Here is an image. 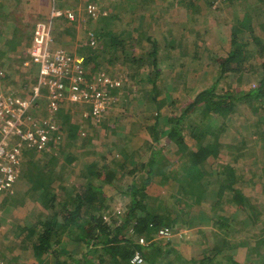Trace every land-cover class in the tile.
I'll return each mask as SVG.
<instances>
[{"label": "rangeland", "instance_id": "374dc122", "mask_svg": "<svg viewBox=\"0 0 264 264\" xmlns=\"http://www.w3.org/2000/svg\"><path fill=\"white\" fill-rule=\"evenodd\" d=\"M139 1L128 5L126 0H92L98 7L95 18L82 9L78 13L81 14L79 19L72 24L65 18L52 22L54 48L86 56L84 50L89 47L99 52L101 58H106H102L98 69L123 78V81L119 93L112 94L113 101L108 103L100 124L92 119L84 120L82 114L86 106L68 105L55 116L63 134L59 142H50L45 148L29 145L23 148L18 179L10 190L0 192V251L6 264H39L33 242L27 237L28 229L40 215L50 211L44 209L37 196L31 193L32 182L26 175L30 166L37 163L49 168L53 166L60 174L54 188L64 192V195L59 193L63 197L80 189L90 165L96 164L100 170L104 166L114 169L117 180L113 186L102 185L109 198L102 215L108 225L119 226L124 222L129 205V199L122 192L134 179L138 184L142 182V166L149 162L157 148L155 130L161 132L158 146L163 150L161 166L166 167L167 179L156 177L148 190L152 197L149 208L154 209L160 204V214H170L174 221L172 236L162 239L157 235L156 239L163 245L169 243L168 246L186 259L193 260L192 264H264V245L258 250L256 245L264 237L262 101V107L256 105V101L252 105L249 101L237 103L234 113L228 118L219 117L212 124L201 110L196 111L185 122L183 137L188 149L184 154L166 133L168 120L180 118L198 94L212 86L217 87L220 95L233 93L240 97L256 89L262 76L260 64L264 57L260 55L261 50L256 53L258 48L253 38H260L264 43V0ZM9 2L0 9V71L6 76L0 82V93L12 92L27 99L39 76V66L30 61V41L36 24L50 20L51 0H11L8 5ZM67 6L79 8L75 2H67ZM246 15L251 16L252 26L239 36L251 44L253 57L243 73H230L217 83L220 76L218 59L227 58L232 50V33L240 22H244ZM108 18H111L109 22L103 21ZM105 30L114 33L122 42L118 46L119 60L113 63L106 62L113 50L104 48L102 51L104 42L98 38V33ZM148 38L158 42L155 57H159L158 64L140 67L133 62L134 56L145 61L148 56L144 53L155 50ZM92 66L90 64L89 68ZM147 79L156 80L155 87ZM38 104V109L26 118L39 119L43 123L49 118L45 90ZM68 115L71 119L67 124L65 116ZM156 124L158 128L155 129ZM74 125L80 126L81 130L75 140H69L68 133ZM207 128L215 130L221 144L220 154L218 158L210 157L204 166L206 177L201 181L204 195L198 199L188 198L182 195L176 178L185 174L187 157L199 146L191 136L192 130L202 132ZM215 140L210 133L203 143ZM54 157L58 161L51 163ZM69 159L75 162L71 165ZM135 164L139 171L133 176L128 172L135 169ZM122 165H126L125 171L120 169ZM228 165L236 170L240 179L237 187L258 207V218L254 223L249 215L228 203L233 195L225 193L221 200L218 196L220 181L227 179L220 168ZM158 196L163 201L154 200ZM219 215L232 219L229 235L217 226ZM216 245L225 251L219 253L215 263H206L204 259L213 258L209 250ZM132 264H135L133 260Z\"/></svg>", "mask_w": 264, "mask_h": 264}, {"label": "trees", "instance_id": "16d2710c", "mask_svg": "<svg viewBox=\"0 0 264 264\" xmlns=\"http://www.w3.org/2000/svg\"><path fill=\"white\" fill-rule=\"evenodd\" d=\"M4 1L7 4L9 0ZM138 2L140 1L126 0L128 5ZM8 5H11V0ZM3 6L1 5L0 9ZM110 20L111 18H108L103 21L109 22ZM251 26V16L246 15L244 22H240L239 27L237 26L238 28L234 29L232 33V50L227 58L218 59L220 76L217 83L230 73L236 74L245 71L246 65L254 53L250 49L251 44L239 35L243 34V31ZM250 31L253 32L252 29ZM98 38L104 42L101 48L102 51H104V48L113 50L110 59L106 60V62L113 63L118 61L119 57L117 55L120 52L118 46L122 43H120L118 36L111 31L105 30L98 33ZM148 40L153 42L155 50L152 53H144L148 56L145 61L149 63L142 60V58L137 60V56H134L133 62L140 67L151 64L157 66L158 64L159 57L155 58L158 42L154 39L150 40V38ZM253 43L258 48L256 53L261 50L263 53H260V55L264 57L263 41L254 37ZM84 53L86 54L84 57L86 58L87 67L89 68V65L93 64L92 68H89L90 71H98L100 61L104 57L101 58L99 52H94L89 47H85ZM260 66L262 68V76L258 86L251 93L242 97L233 93L220 95L217 93V87L212 86L199 93L194 102L189 104L187 109L183 111L180 118L168 120L169 128L166 132L168 139L179 147L181 153L184 154V151L188 149L183 137L185 122L196 111L201 110L209 123L212 124L214 120H219V117L228 118V115L234 113L237 110V103L242 104L245 101H249V104L252 105V102L256 101V105L264 106V62ZM5 78L6 76L3 77V79ZM147 81H152L155 87L156 80L147 79ZM120 90L116 89L112 91V94L119 93ZM261 101L262 105L260 104ZM65 119L68 124L71 116H65ZM157 125H155V129L156 127L158 128ZM191 125L189 124V127H192ZM80 130V126L74 125L70 127L69 140H75L76 134ZM210 133L216 140L212 143L204 144ZM191 136L197 141L199 146L195 151L192 150V153L187 157L185 174L181 178L177 176L176 181L180 183L183 196L198 199L205 193V188L201 182L206 177L204 166L210 157L218 158L221 144L218 142L219 138L213 128H207L202 130V132L198 129L192 130ZM159 137H161V132L155 130L154 139L157 141V150L155 149L149 162L142 166V173H140L142 182L138 184L136 179H134L122 192L129 199V205L127 214L123 218L124 222L119 226L108 225L102 215L109 199L104 193L102 185L113 186L117 180L114 169L104 166L100 170L96 164L90 165L83 177L85 180L80 189H74L73 193L63 197L59 195L62 191L58 192V189L54 188V184L60 179L58 177L60 174L56 172L53 166L49 168L48 166H41L39 163L35 166H30L26 175L32 182L31 193L37 196L36 199L44 205V209L50 211L48 214L40 215L38 221L28 229L27 237L33 242V251L39 264H132L134 255L139 251L144 257V264H192L193 260L186 259L171 245L168 246L169 243L163 245L162 241L156 239L160 229H172L174 227V221L171 219L170 214H160V204L155 206L154 209H150V204L148 203L152 199L148 194V190L155 183L156 177H161L162 180L167 179L166 167L161 166L163 150L158 146L160 143ZM53 161H58V159L54 157L51 159V163ZM68 162L72 165L75 160L69 159ZM134 168L133 172H128L133 176L139 171L137 164H135ZM120 169L125 171L127 167L122 165ZM220 171L227 178L220 181L218 191L220 200L225 193H230L233 196L228 203L237 206L238 210L249 215L253 223L254 221L256 222L259 213L258 207L237 187L240 179L236 170L228 165L221 167ZM162 185L165 184L162 182ZM62 195H64V192H62ZM154 200H157V202L163 201L159 196ZM219 216L217 226L220 227L225 235H229L231 233L232 219L230 217L226 218L224 215ZM141 237L146 239L148 245L141 246L136 243V240ZM225 244L227 242L224 240ZM256 245L258 247L257 250L262 247L264 245V237L258 240ZM209 251L214 256L211 259L205 258L204 261L206 263H215L219 253H223L225 249L221 250L216 245Z\"/></svg>", "mask_w": 264, "mask_h": 264}, {"label": "built area", "instance_id": "2783aa9c", "mask_svg": "<svg viewBox=\"0 0 264 264\" xmlns=\"http://www.w3.org/2000/svg\"><path fill=\"white\" fill-rule=\"evenodd\" d=\"M60 2H64L60 7ZM75 2V6H67ZM81 6V7H80ZM90 17H96L97 4L92 0H51V18L37 23L29 49L31 64L39 66L37 84L30 88L29 98L15 93H0V192L8 191L16 182L20 170V156L27 145L45 148L50 142L55 144L62 138L61 126L55 116L61 108L68 105H83L86 110L84 120L92 119L97 124L104 120L108 103L113 101L112 91L122 86V79L109 75L105 71H90L86 58L72 54L62 48L53 47L52 22L65 18L72 24L79 19L81 10ZM90 37L93 34L90 33ZM4 73L0 71V82ZM47 92L46 111L48 120L26 118L37 110L42 91ZM159 238L169 239L172 230L162 228ZM141 246L148 245L145 238L138 239ZM133 263L143 264L144 257L137 252ZM0 264H6L0 251Z\"/></svg>", "mask_w": 264, "mask_h": 264}, {"label": "crops", "instance_id": "0c3cea01", "mask_svg": "<svg viewBox=\"0 0 264 264\" xmlns=\"http://www.w3.org/2000/svg\"><path fill=\"white\" fill-rule=\"evenodd\" d=\"M58 2H59V0H58ZM2 3V2H1ZM5 2H3L2 4H0V5H3ZM63 3L64 2H60V7L63 5ZM48 11V10H47ZM49 11H51V7H50V10ZM35 28V27H34ZM33 31H34V29H33ZM30 43H31V41H30ZM29 43V44H30ZM32 222V220L30 219V223ZM27 226V225H26ZM11 228V227H10ZM29 228V227H28ZM44 261H45V259H44Z\"/></svg>", "mask_w": 264, "mask_h": 264}]
</instances>
